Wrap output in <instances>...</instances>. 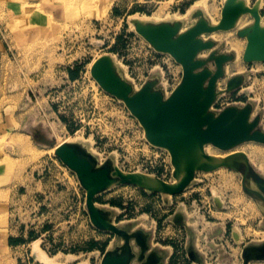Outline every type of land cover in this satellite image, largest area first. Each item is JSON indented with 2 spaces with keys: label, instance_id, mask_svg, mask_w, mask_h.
<instances>
[{
  "label": "rangeland",
  "instance_id": "374dc122",
  "mask_svg": "<svg viewBox=\"0 0 264 264\" xmlns=\"http://www.w3.org/2000/svg\"><path fill=\"white\" fill-rule=\"evenodd\" d=\"M28 1L0 0V118L23 121L29 130L27 139L16 130L0 135V169L7 166L0 174V264H43L36 247L60 264H99L113 239L91 222L82 182L56 157L53 147L63 139L88 145L100 162L114 161L122 181L93 198L95 210L113 225L153 229L155 241H173L181 257L187 235L168 226V215L181 210L207 263L241 264L242 244L264 239V219L241 191L239 176L225 168L194 172L166 205L162 190L176 182L175 161L167 148L151 143L118 90L128 98L157 90L169 97L183 82L184 64L150 33L165 32L172 45L199 29L188 42L196 47L194 58L216 54L228 56L227 62L234 55L227 75L244 72L247 79L232 99L253 98L261 109L264 62L243 60L244 30L256 17L264 26V0H207L209 12L192 6L196 0H65L62 17H45ZM130 15H141L144 23L130 26ZM105 55L118 90L94 72ZM251 147L264 152L252 143L239 148ZM147 180L156 191L140 187Z\"/></svg>",
  "mask_w": 264,
  "mask_h": 264
},
{
  "label": "water",
  "instance_id": "95a60500",
  "mask_svg": "<svg viewBox=\"0 0 264 264\" xmlns=\"http://www.w3.org/2000/svg\"><path fill=\"white\" fill-rule=\"evenodd\" d=\"M197 30L199 29L182 35L172 45L166 44L167 34L165 36V32L150 33L160 47L175 51L177 57L184 64L183 82L168 98L164 99L158 90L149 96L128 98L123 91L118 90L119 87L112 88L117 89L125 99H128L151 143L167 148L175 161L176 182L172 188L167 185V188L162 190L164 195L181 191L191 180L195 171L213 169L217 164H220L219 159L204 154L203 145L208 143L218 148L230 146L244 122V112L236 114L233 111L225 110L217 117L208 113L207 106L210 102L209 96L212 92L215 75L209 78L207 97L200 103L203 81L210 71L194 72L197 67L203 64V61L194 58L196 47L193 44H188ZM244 33L248 38L244 60H250L252 57L264 59V27L260 26L257 17L254 25L249 30L245 29ZM179 47L182 48L181 52H179ZM211 57L214 55L209 58ZM226 57L221 55L216 57L218 70ZM94 72L105 84L103 78L109 74L108 64L104 62L101 65L98 60ZM111 78L116 82L112 76ZM56 155L77 173L82 182L86 190V207L91 222L109 230L116 238L114 246L104 252L100 264H129L135 256L130 245V238L140 237L143 234L142 231L127 230L113 225L111 218L106 213L101 215L98 210H95L93 201L96 193L122 181L121 174L112 158L100 162L99 158L82 142L66 143L56 150ZM226 161L227 159H223V163ZM139 185L145 189L149 187L150 191L157 190V186L152 180ZM232 234L238 241V234L234 231ZM119 240L122 241L121 244H119ZM136 242L142 249L146 248V245L138 239ZM243 264H246V260Z\"/></svg>",
  "mask_w": 264,
  "mask_h": 264
},
{
  "label": "crops",
  "instance_id": "0c3cea01",
  "mask_svg": "<svg viewBox=\"0 0 264 264\" xmlns=\"http://www.w3.org/2000/svg\"><path fill=\"white\" fill-rule=\"evenodd\" d=\"M64 1L65 0H52V6L44 4L46 0H29L28 2L37 4L40 14L43 12L42 15H44L45 17H50L51 14H53V16L58 15L59 17H62L65 14L64 6L66 2ZM196 1H194L192 6H194ZM206 2L210 6L207 0ZM199 7L204 8L202 6ZM34 9H36L35 6ZM207 12L209 11L207 10ZM246 44H248V42ZM232 45L238 48L235 43H232ZM215 55L216 54H214V57L212 58H209V56L205 58H195L203 61V64L197 67L198 71H210V74L203 81L201 91L202 95L200 93V103H202V100L204 98L206 99L207 97V86L209 78L215 75L212 92L209 96L210 102L207 106L208 113H211L214 117H217L225 110H230L236 114L239 112H244L245 117L242 126L236 133L235 140L230 146L226 148H218L208 143L203 145L204 154L212 155L217 160L219 159V161H221L220 164H217L213 169H199L195 172H210L225 168L236 173L239 176V185L241 191L255 205H257L264 219V162L257 163V160L259 161V159H261V161H264V152L259 151L253 147H251V149L247 151L241 150L239 148L244 144L251 143L264 146V106L261 109H257V103L253 98H247L243 101L232 99L233 92L243 83H245L247 75L244 72H234L230 75H227V62L234 60V55L230 56L227 62H225L226 59H224L222 61V65L218 70V66L216 64V57L218 55ZM250 60L255 61V63L264 62V59L260 57H252ZM246 61L248 60H243V62ZM160 92L164 99L168 98V96L165 95V91ZM223 100L225 101L223 102ZM10 122L12 123L11 119L0 118V135L6 134L9 131L12 132L16 130L17 136L21 137L23 135V137L21 138H28L26 136H28L29 130L24 126L25 124L23 121L17 124H11ZM55 146L53 148L57 150L58 148L57 146ZM208 146H211L215 150V153L212 154L207 152L206 147ZM87 148L92 152L88 145ZM4 157H9V155L4 154ZM56 157H58V155ZM223 159H227V161L223 163ZM6 169L7 166H5V168L1 166L0 174L5 173L3 171ZM172 195L174 194H162L166 205L170 203L171 200H169V198ZM215 201H217L216 198ZM217 202L218 204H220L219 201ZM168 218L170 220L169 222H171L168 226L173 227L172 230L174 232H180L184 230L185 234L187 235L186 244L184 245L182 251H180L181 257L178 256L179 251H177V249L174 250L173 241H167L169 243L160 245L155 241L156 236L153 229H145L143 228V226H138L133 231L141 230L143 234L140 235V237L130 238V245L132 251L135 253V256L130 260L129 264H209L205 259L204 253L198 247V243L195 241V234L193 232L192 225L189 223L188 215L184 211L176 210L171 215H168ZM232 238L234 240L233 236ZM115 239V236H113V239L110 240L108 245L106 246L105 251L114 246ZM137 239L141 243H144L146 245L145 249H142L140 247V245L136 242ZM234 241L236 242L237 240ZM118 242L119 244L122 243L121 240H119ZM103 254L99 259V264L101 263ZM240 257L242 259L241 264H243L244 260H246V264H264V239L260 240L259 242H244L240 251ZM173 259H176L178 261L175 262Z\"/></svg>",
  "mask_w": 264,
  "mask_h": 264
},
{
  "label": "bare ground",
  "instance_id": "6f19581e",
  "mask_svg": "<svg viewBox=\"0 0 264 264\" xmlns=\"http://www.w3.org/2000/svg\"><path fill=\"white\" fill-rule=\"evenodd\" d=\"M194 5L196 7L197 6H202L204 8L207 7L206 0L196 1V3ZM145 17H147V16H145ZM143 21H144V18H141V15H140V17L138 15L137 16L136 15H130L129 18H128V22H129L130 26H132V27H135V26L140 25ZM106 56H108V55H105V57L104 56H99L98 60H99V62H100L101 65L104 64V62L107 63V64L109 63L108 62V57H106ZM91 66H92V64H91ZM103 79H104L105 84L107 86H109L110 88H117L118 87L117 84H116V82L111 78V76H109V74H106ZM64 142H66V139L61 140L60 142H58L55 145L57 146V148H60V147H62L61 144H64ZM35 249H36V253H37V258L43 264H60L59 261H55L54 258H51V257L47 256V254H45L44 252H42L37 247Z\"/></svg>",
  "mask_w": 264,
  "mask_h": 264
}]
</instances>
